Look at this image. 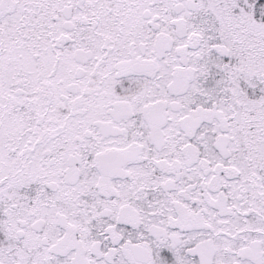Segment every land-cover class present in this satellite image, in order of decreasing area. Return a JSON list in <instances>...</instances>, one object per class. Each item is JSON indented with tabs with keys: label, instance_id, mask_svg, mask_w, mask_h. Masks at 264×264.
<instances>
[{
	"label": "snow or ice",
	"instance_id": "6c2138e0",
	"mask_svg": "<svg viewBox=\"0 0 264 264\" xmlns=\"http://www.w3.org/2000/svg\"><path fill=\"white\" fill-rule=\"evenodd\" d=\"M0 264H264V0H0Z\"/></svg>",
	"mask_w": 264,
	"mask_h": 264
}]
</instances>
